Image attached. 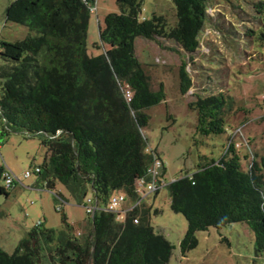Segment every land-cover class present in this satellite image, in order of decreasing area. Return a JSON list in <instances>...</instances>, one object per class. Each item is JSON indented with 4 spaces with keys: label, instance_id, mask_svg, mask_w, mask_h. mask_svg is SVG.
<instances>
[{
    "label": "trees",
    "instance_id": "1",
    "mask_svg": "<svg viewBox=\"0 0 264 264\" xmlns=\"http://www.w3.org/2000/svg\"><path fill=\"white\" fill-rule=\"evenodd\" d=\"M171 1L177 19L173 28L162 16L141 20L143 0H116L118 13L105 16L99 42L92 46L103 50L97 56L87 49L95 0H15L6 9V21L31 34L15 42L0 40V134L38 137L46 157L30 173L35 186L54 191L59 183L78 206L92 210L86 211L89 224L82 233L64 214L59 230L35 225L11 254L0 248V264H169L174 247L154 232L150 208L142 204L163 189L170 210L187 223L179 244L183 256L196 248L198 232L235 223L253 233L255 255L264 252V156L251 155L243 170L240 146L229 138L220 160L166 183L164 162L146 149L141 133L149 122L145 111L164 102L165 94L162 85L151 90L135 39H164L192 55L209 18V0ZM227 1L234 9L244 2ZM244 3L252 6V19L262 23L246 36L264 45V20L258 18L264 2ZM178 80L180 94L187 95L193 83L184 61ZM188 108L197 115L196 133L205 138L225 133L231 112L243 111L222 90L193 94ZM155 162L161 165L157 190L140 194L135 182L148 184ZM4 170L0 168L1 177ZM21 182L9 188L4 183L0 194L7 196ZM118 194L129 207L108 211ZM55 198L64 199L60 194ZM57 212L63 213L60 208Z\"/></svg>",
    "mask_w": 264,
    "mask_h": 264
},
{
    "label": "rangeland",
    "instance_id": "2",
    "mask_svg": "<svg viewBox=\"0 0 264 264\" xmlns=\"http://www.w3.org/2000/svg\"><path fill=\"white\" fill-rule=\"evenodd\" d=\"M14 1L0 0V40L15 42L31 34L26 28L6 21V9ZM244 2L240 9H234L227 0H209V18L199 35V48L192 55L164 39L158 43L135 39L136 55L149 77L151 90L156 91L162 85L165 94L164 102L145 111L149 122L141 133L147 151L156 152L164 162L166 183L184 174L191 175L207 161L220 160L229 138L240 146L243 170H247L251 155L264 156V45L246 36L248 29L256 33L262 23L252 19L255 18L252 6ZM112 13H118L116 0H95L87 30L89 54L97 56L103 52L92 46L99 42V28L104 27L105 16ZM152 16L164 17L171 28L177 22L171 0H143L141 20H150ZM258 18L263 21L264 14ZM181 61L186 63L193 83L185 96L179 92ZM218 90L243 111L231 112L225 133L205 138L196 133L197 115L188 108V103L195 93ZM247 154L249 158H244ZM45 157L46 149L38 137L26 139L20 134H0V168L8 169L22 181L7 196L0 194V248L8 254L39 223L45 229H61L62 214L80 233L88 228L86 209L78 206L62 185L56 183L54 191H48L39 184L32 187L35 175L22 178L25 172L31 173L41 166ZM2 186L4 180L0 175ZM57 194L63 201L56 200ZM142 204L150 208L149 222L154 232L174 247L169 264H264V252L255 255L254 235L244 223L198 232L196 248L183 256L179 244L187 223L182 215L170 210L167 190L147 196ZM123 206L128 208L129 204ZM59 208L63 213L57 212Z\"/></svg>",
    "mask_w": 264,
    "mask_h": 264
},
{
    "label": "built area",
    "instance_id": "3",
    "mask_svg": "<svg viewBox=\"0 0 264 264\" xmlns=\"http://www.w3.org/2000/svg\"><path fill=\"white\" fill-rule=\"evenodd\" d=\"M160 162H155L151 170H149L148 175L150 176V182L148 184L145 183L144 179H139L135 182V188L141 194L154 192L157 190V183H158V175L160 170ZM5 172L3 173L5 187L9 188L13 185L15 181H19L20 179L15 177L8 169L5 168ZM38 172V169H36ZM30 172H25L23 174V179H27L30 176ZM125 203L124 196L122 194H118L113 196L110 199L108 204V211L111 212H119L121 210L122 205ZM137 205V204H136ZM135 205V206H136ZM94 209V208H93ZM92 208L86 207V211L90 212Z\"/></svg>",
    "mask_w": 264,
    "mask_h": 264
},
{
    "label": "crops",
    "instance_id": "4",
    "mask_svg": "<svg viewBox=\"0 0 264 264\" xmlns=\"http://www.w3.org/2000/svg\"><path fill=\"white\" fill-rule=\"evenodd\" d=\"M32 187H35V183H34V186H32Z\"/></svg>",
    "mask_w": 264,
    "mask_h": 264
}]
</instances>
